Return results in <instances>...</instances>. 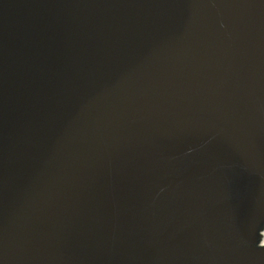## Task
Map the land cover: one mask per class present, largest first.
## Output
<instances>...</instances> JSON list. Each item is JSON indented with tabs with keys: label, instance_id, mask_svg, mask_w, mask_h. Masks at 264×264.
<instances>
[{
	"label": "water",
	"instance_id": "95a60500",
	"mask_svg": "<svg viewBox=\"0 0 264 264\" xmlns=\"http://www.w3.org/2000/svg\"><path fill=\"white\" fill-rule=\"evenodd\" d=\"M264 0H0V264H264Z\"/></svg>",
	"mask_w": 264,
	"mask_h": 264
},
{
	"label": "bare ground",
	"instance_id": "6f19581e",
	"mask_svg": "<svg viewBox=\"0 0 264 264\" xmlns=\"http://www.w3.org/2000/svg\"><path fill=\"white\" fill-rule=\"evenodd\" d=\"M263 242H264V231H263Z\"/></svg>",
	"mask_w": 264,
	"mask_h": 264
}]
</instances>
